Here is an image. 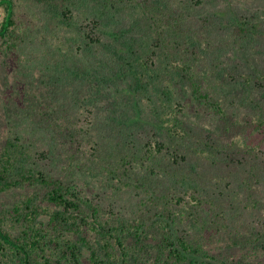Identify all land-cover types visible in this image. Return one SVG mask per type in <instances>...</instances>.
<instances>
[{
  "label": "trees",
  "instance_id": "1",
  "mask_svg": "<svg viewBox=\"0 0 264 264\" xmlns=\"http://www.w3.org/2000/svg\"><path fill=\"white\" fill-rule=\"evenodd\" d=\"M94 1L0 0L1 52L51 53L53 87L0 151V199L32 188L0 202V264H264V9Z\"/></svg>",
  "mask_w": 264,
  "mask_h": 264
},
{
  "label": "rangeland",
  "instance_id": "2",
  "mask_svg": "<svg viewBox=\"0 0 264 264\" xmlns=\"http://www.w3.org/2000/svg\"><path fill=\"white\" fill-rule=\"evenodd\" d=\"M94 2V0H89L90 5ZM215 9L227 21L240 10L245 12L249 10L261 11L264 9V0H220L216 3ZM2 16L0 12V20ZM4 54L0 49V151L9 136L18 137L19 140L27 137L38 141L39 136L37 129L34 127V122H39L45 118L48 108L46 103H49L51 99L49 98L50 88H53L49 86V72L45 69L46 63L50 64V60L46 56L48 55V58L51 59V53L45 50L42 52L40 60L31 56L26 65L21 60L20 63H16L11 55L5 56ZM90 116V113L86 111L82 118L85 119V117L89 118ZM45 143L47 142L45 141ZM84 143H88V141H84ZM43 144L44 142L41 140V146L44 149L46 146H43ZM85 147L86 144L83 145V148ZM48 155L49 157L51 156L50 154ZM39 163L44 165L45 169L55 170L54 172L50 170L49 172L51 173L58 172L56 160L44 158ZM58 173L59 178H71V180H77L76 182L80 183L87 182L90 189L95 194H99L101 198L109 199L108 196L114 193L111 186L114 182L110 185H105L103 172L92 176L88 171L75 168L72 174L67 172ZM31 189V187L16 188L2 194L1 205L12 206L16 200L29 193ZM124 193L123 191L120 193L121 195L112 194L114 198H118L114 200L123 199L122 203L126 204L127 201H130V198L126 195L124 199ZM127 206H129V203H127Z\"/></svg>",
  "mask_w": 264,
  "mask_h": 264
}]
</instances>
